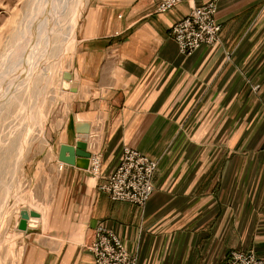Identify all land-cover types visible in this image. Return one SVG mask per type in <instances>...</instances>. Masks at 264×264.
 I'll list each match as a JSON object with an SVG mask.
<instances>
[{
  "label": "crops",
  "instance_id": "0c3cea01",
  "mask_svg": "<svg viewBox=\"0 0 264 264\" xmlns=\"http://www.w3.org/2000/svg\"><path fill=\"white\" fill-rule=\"evenodd\" d=\"M160 1L87 4L68 57L76 92H63L36 169L41 203L15 219L19 264H95L99 225L137 264H226L236 250L264 259V0H218L220 43L189 55L172 27L210 0L166 14ZM79 140L102 154L103 176L125 147L157 161L147 204L113 202L88 170H60V145ZM22 210L39 213L38 226L19 231Z\"/></svg>",
  "mask_w": 264,
  "mask_h": 264
},
{
  "label": "rangeland",
  "instance_id": "374dc122",
  "mask_svg": "<svg viewBox=\"0 0 264 264\" xmlns=\"http://www.w3.org/2000/svg\"><path fill=\"white\" fill-rule=\"evenodd\" d=\"M89 1H70L73 2L72 10L78 16V24ZM32 5L35 6L33 0H0V66L3 59L7 58L13 37L24 28ZM72 10L62 12L60 25L63 24V28L58 26L59 32L53 40L56 42L52 43L55 52H51L48 61L34 70L28 80L21 82L12 98L5 100V105L3 101L1 103L0 264H19L13 257L21 253V246L14 245L12 240L17 233L14 232L17 212L22 208L38 209L41 203L37 186L42 177L36 169L49 155L48 138L55 127L53 122L58 121L57 113L62 107L61 103L66 100L61 99L64 92L62 85L68 73V57L75 44V35L72 37L69 29ZM59 125L62 126V122ZM36 226L38 223L33 227Z\"/></svg>",
  "mask_w": 264,
  "mask_h": 264
},
{
  "label": "built area",
  "instance_id": "2783aa9c",
  "mask_svg": "<svg viewBox=\"0 0 264 264\" xmlns=\"http://www.w3.org/2000/svg\"><path fill=\"white\" fill-rule=\"evenodd\" d=\"M184 1L161 0L158 13H169ZM217 3L218 0H210L202 6H194L189 15L173 25L172 36L182 54L189 55L202 46L212 47L220 43L221 25L217 21ZM258 89L255 88L256 91ZM89 149L91 157L88 171L101 181L97 185L98 191L109 196L113 202L144 207L155 192L153 177L158 162L125 147L115 170L103 176L102 154L95 145L89 146ZM63 168L62 164L60 170ZM88 249L93 254L95 264H137V259L127 250L121 238L104 225L96 228L94 241ZM226 264H264V259L258 258L252 251L236 250L230 253Z\"/></svg>",
  "mask_w": 264,
  "mask_h": 264
},
{
  "label": "bare ground",
  "instance_id": "6f19581e",
  "mask_svg": "<svg viewBox=\"0 0 264 264\" xmlns=\"http://www.w3.org/2000/svg\"><path fill=\"white\" fill-rule=\"evenodd\" d=\"M70 1L33 0L35 6L32 5L33 8L28 6L32 9L25 21V26L13 37L12 42L10 41L11 45L9 44L7 58L3 59L0 66V107L2 101L4 103L8 98L10 100L21 82L24 83L28 80L33 75V71L39 69L50 58L51 52L54 51L52 43L56 42L53 40L59 32L58 29H60L58 26L61 24L62 12L63 10L73 9L71 7L73 2ZM62 25L60 26L62 27ZM77 25L78 16L73 11L69 25L72 37L75 35ZM39 220L31 219L29 222L30 227H33V223Z\"/></svg>",
  "mask_w": 264,
  "mask_h": 264
},
{
  "label": "water",
  "instance_id": "95a60500",
  "mask_svg": "<svg viewBox=\"0 0 264 264\" xmlns=\"http://www.w3.org/2000/svg\"><path fill=\"white\" fill-rule=\"evenodd\" d=\"M71 85L69 86V83ZM62 89L64 92H76L77 83L72 81L70 73H66ZM78 134L81 137H86L90 134V124L80 123L78 124ZM90 153L88 152V143L86 140H79L74 146L62 144L60 145L58 152V161L67 166H73L82 170H88L90 165ZM41 215L35 211L22 210L20 212V220L18 223V230L26 232L29 228V222L31 219H40ZM39 222V221H38ZM35 222L33 224H37Z\"/></svg>",
  "mask_w": 264,
  "mask_h": 264
}]
</instances>
